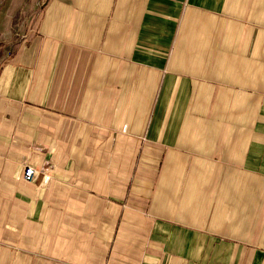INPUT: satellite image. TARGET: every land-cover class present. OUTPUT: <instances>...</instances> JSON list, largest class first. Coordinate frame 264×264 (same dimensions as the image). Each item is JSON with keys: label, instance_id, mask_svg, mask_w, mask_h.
Here are the masks:
<instances>
[{"label": "crops", "instance_id": "1", "mask_svg": "<svg viewBox=\"0 0 264 264\" xmlns=\"http://www.w3.org/2000/svg\"><path fill=\"white\" fill-rule=\"evenodd\" d=\"M29 1L0 264H264V0Z\"/></svg>", "mask_w": 264, "mask_h": 264}, {"label": "rangeland", "instance_id": "2", "mask_svg": "<svg viewBox=\"0 0 264 264\" xmlns=\"http://www.w3.org/2000/svg\"><path fill=\"white\" fill-rule=\"evenodd\" d=\"M38 6L39 3L36 7H32L29 0H0V24H3V33H0V45L2 43L11 45L20 34L24 33L31 14L34 10L36 11Z\"/></svg>", "mask_w": 264, "mask_h": 264}, {"label": "built area", "instance_id": "3", "mask_svg": "<svg viewBox=\"0 0 264 264\" xmlns=\"http://www.w3.org/2000/svg\"><path fill=\"white\" fill-rule=\"evenodd\" d=\"M48 164H43L39 167L34 166L30 163H24L22 176L26 180H34L38 175L42 176L43 182L46 181L50 176Z\"/></svg>", "mask_w": 264, "mask_h": 264}]
</instances>
